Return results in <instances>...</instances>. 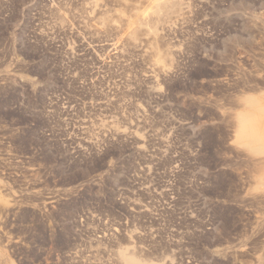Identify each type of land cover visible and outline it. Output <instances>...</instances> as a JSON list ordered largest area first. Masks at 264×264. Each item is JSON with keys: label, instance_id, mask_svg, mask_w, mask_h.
Wrapping results in <instances>:
<instances>
[{"label": "rangeland", "instance_id": "obj_1", "mask_svg": "<svg viewBox=\"0 0 264 264\" xmlns=\"http://www.w3.org/2000/svg\"><path fill=\"white\" fill-rule=\"evenodd\" d=\"M153 1L0 0V264H264V0Z\"/></svg>", "mask_w": 264, "mask_h": 264}, {"label": "bare ground", "instance_id": "obj_2", "mask_svg": "<svg viewBox=\"0 0 264 264\" xmlns=\"http://www.w3.org/2000/svg\"><path fill=\"white\" fill-rule=\"evenodd\" d=\"M157 1V0H156ZM160 1V0H159ZM155 0L153 1L154 4ZM162 1H160L159 4H161ZM167 2V1H166ZM165 1L163 3H166ZM168 3V2H167ZM166 3V5H167ZM152 4V3H151ZM165 5V4H163ZM163 5H161L160 7H162ZM169 5V4H168ZM171 5V4H170ZM152 6V5H151ZM175 6V5H174ZM174 6L172 8H174ZM156 9H155V8ZM152 8H154L153 12L156 13H160V9L158 10V3ZM164 8V7H162ZM166 8V7H165ZM170 8V7H169ZM147 9V8H146ZM158 10V12L156 11ZM150 11V10H149ZM166 11V10H165ZM171 11H173L171 9ZM152 12V9H151ZM167 12H169L167 10ZM146 14V13H145ZM168 14V13H167ZM139 15V14H138ZM141 16V15H140ZM139 16V17H140ZM143 16V15H142ZM146 16V15H145ZM150 16V15H148ZM147 16V18H148ZM159 16V15H158ZM154 17V16H153ZM150 18V17H149ZM134 19V18H133ZM136 20V19H135ZM146 20V19H145ZM139 21V20H138ZM142 21V20H141ZM144 21V20H143ZM146 22V21H145ZM143 23V22H142ZM147 23V22H146ZM140 24V23H139ZM133 25V24H132ZM136 25V24H135ZM138 26V25H137ZM139 28V27H138ZM130 29V28H129ZM137 29V28H136ZM140 30V29H139ZM130 31V30H129ZM153 31V30H152ZM131 32V31H130ZM136 34V33H135ZM129 35V34H128ZM134 35V33H133ZM248 103H250V105L252 106L251 102H253L252 99L248 98L246 100ZM262 111H260L261 113ZM264 113V111H263ZM238 133L240 138H244L248 141L249 145H250V150L252 152H264V136L262 137L260 134V130L258 128V126L256 125V122L253 118L249 117V116H244V115H240L238 117ZM120 258L123 262H126L127 264H138L139 260L137 258V256L135 254H133L132 252H121L120 253Z\"/></svg>", "mask_w": 264, "mask_h": 264}]
</instances>
